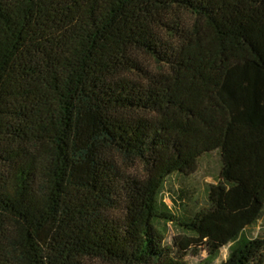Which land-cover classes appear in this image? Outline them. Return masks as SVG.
Instances as JSON below:
<instances>
[{"label": "trees", "instance_id": "trees-1", "mask_svg": "<svg viewBox=\"0 0 264 264\" xmlns=\"http://www.w3.org/2000/svg\"><path fill=\"white\" fill-rule=\"evenodd\" d=\"M213 117L216 183L198 208L171 188L172 210L166 178L197 165L158 173L169 137ZM263 207L264 0H0V264L212 263L224 247L219 264H264L245 234Z\"/></svg>", "mask_w": 264, "mask_h": 264}, {"label": "rangeland", "instance_id": "rangeland-1", "mask_svg": "<svg viewBox=\"0 0 264 264\" xmlns=\"http://www.w3.org/2000/svg\"><path fill=\"white\" fill-rule=\"evenodd\" d=\"M208 120L209 118L205 121V128L208 131V134H194L192 133L190 124H187L188 126L181 124V128L178 129L180 132L173 133L169 137V147H171L172 144L176 145L175 149L177 159L173 161L171 159V153L168 151L165 154L158 173L174 164L182 162L189 157H194L197 165L196 172L188 178L183 179L175 174L166 178L162 189V201L172 210L175 208L172 206V202L169 198V191L171 188L175 189L176 187H180V185H184L185 187L193 189L194 203L198 208L205 204V187L216 183L220 163L219 152L215 149L216 132L214 128H217V124H219L221 120L217 117H213V119H211L212 123H208ZM209 127L210 129H207ZM157 174L153 176L151 180L145 181L144 187H151L157 177ZM162 230L164 233V243L171 244L172 238L176 233L170 225L163 226ZM245 234L248 239L264 240V207L258 215L255 223L246 229ZM227 252V247L222 248L215 261L207 263L205 260L206 252L205 250L200 249L198 255L196 256L188 254L185 261L187 264H219L225 260Z\"/></svg>", "mask_w": 264, "mask_h": 264}, {"label": "crops", "instance_id": "crops-1", "mask_svg": "<svg viewBox=\"0 0 264 264\" xmlns=\"http://www.w3.org/2000/svg\"><path fill=\"white\" fill-rule=\"evenodd\" d=\"M219 163H220V156H219Z\"/></svg>", "mask_w": 264, "mask_h": 264}]
</instances>
